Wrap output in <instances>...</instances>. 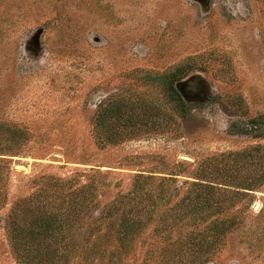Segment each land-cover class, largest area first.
I'll list each match as a JSON object with an SVG mask.
<instances>
[{"label":"rangeland","instance_id":"rangeland-1","mask_svg":"<svg viewBox=\"0 0 264 264\" xmlns=\"http://www.w3.org/2000/svg\"><path fill=\"white\" fill-rule=\"evenodd\" d=\"M178 67L184 107L162 82ZM150 171L224 190L205 264H264V1L0 0V264H22L11 205L50 177L93 174L106 201ZM152 226L126 264H164Z\"/></svg>","mask_w":264,"mask_h":264},{"label":"trees","instance_id":"trees-1","mask_svg":"<svg viewBox=\"0 0 264 264\" xmlns=\"http://www.w3.org/2000/svg\"><path fill=\"white\" fill-rule=\"evenodd\" d=\"M184 75L178 67L162 80L182 107L175 83ZM112 113L120 115V104L102 110L95 126L107 128ZM97 141L106 145L113 139L100 133ZM153 172L135 173L126 191L106 201L109 183L93 174L85 180L81 173L50 177L45 187L15 200L6 217L16 259L22 264H126L129 253L135 259L137 244L146 242L151 224L156 243H149L150 251L161 254L164 264H205L231 228L227 207L220 204L224 190L207 179L194 177L179 185Z\"/></svg>","mask_w":264,"mask_h":264}]
</instances>
